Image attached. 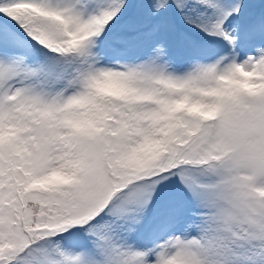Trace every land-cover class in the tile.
I'll return each mask as SVG.
<instances>
[{
    "label": "snow or ice",
    "instance_id": "6c2138e0",
    "mask_svg": "<svg viewBox=\"0 0 264 264\" xmlns=\"http://www.w3.org/2000/svg\"><path fill=\"white\" fill-rule=\"evenodd\" d=\"M0 264H264V0H0Z\"/></svg>",
    "mask_w": 264,
    "mask_h": 264
}]
</instances>
